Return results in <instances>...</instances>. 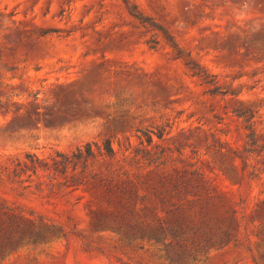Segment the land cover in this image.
Here are the masks:
<instances>
[{
	"label": "rangeland",
	"instance_id": "rangeland-1",
	"mask_svg": "<svg viewBox=\"0 0 264 264\" xmlns=\"http://www.w3.org/2000/svg\"><path fill=\"white\" fill-rule=\"evenodd\" d=\"M235 94H211L124 0H0V264H179L164 226L194 190L234 202L236 240L183 264H256L264 246V0H130ZM255 110L247 145L241 106ZM145 132L152 134L150 142ZM109 137L75 169L2 170ZM200 167L202 178L192 170ZM227 200V201H226ZM226 202V203H225ZM42 218L43 221H40ZM263 230L262 234L259 233Z\"/></svg>",
	"mask_w": 264,
	"mask_h": 264
},
{
	"label": "trees",
	"instance_id": "trees-1",
	"mask_svg": "<svg viewBox=\"0 0 264 264\" xmlns=\"http://www.w3.org/2000/svg\"><path fill=\"white\" fill-rule=\"evenodd\" d=\"M128 11L138 20V22L146 27L151 32L147 42L150 46H155L158 42L157 36L161 34L163 39L172 48L175 57L180 58L187 65L191 73L197 76L202 83L206 85V91L211 94H235V90L223 88L216 78V75L209 71L204 65L184 52L174 36L153 17L144 14L138 6L130 1L124 0ZM240 110H236L238 115L244 117L245 128L247 131V145L243 151L245 154L239 156L245 160L246 155L253 151V146L258 141V133L254 127L253 117L255 110L251 106H241ZM146 135L148 142L152 139V134L155 133L158 137L163 133L162 130L148 132L142 130ZM96 152H101L106 155L114 153V147L109 137L104 138L101 142L86 141L82 145L76 146L70 151H55L54 155L50 156L49 160L39 157L34 152H25L23 156L15 157L9 165L3 166L2 170L9 175L15 177L29 178L36 174L39 170L53 168L61 172H66L69 169H75L78 164L86 165L89 158L95 156ZM192 173L202 178L203 170L200 167H195ZM204 191L194 190L193 195L197 198L192 199L186 209H180L178 215L172 219H160V223L164 226H159L157 229L147 231H135L132 233L138 234L140 237L146 236L154 241L166 240V253L173 262L183 264V260L188 258L195 260L200 253L206 252L210 247L216 244H223L230 240H236V230L240 226V222L236 218V208L234 202L228 201V207L224 212L221 211L220 204L223 200L216 201L212 198H203ZM227 201V200H226ZM226 203V202H225ZM0 209L3 212L11 214H22L23 210L15 204L7 203L2 200ZM40 221H43L40 218ZM260 229L259 233L262 234ZM4 250V249H2ZM0 250V251H2ZM256 264H264V246H260Z\"/></svg>",
	"mask_w": 264,
	"mask_h": 264
}]
</instances>
